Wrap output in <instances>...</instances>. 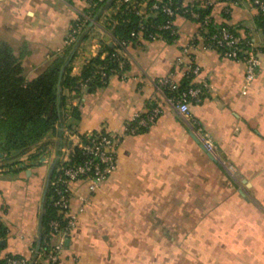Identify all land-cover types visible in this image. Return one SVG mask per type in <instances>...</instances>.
I'll list each match as a JSON object with an SVG mask.
<instances>
[{
	"label": "crops",
	"instance_id": "crops-1",
	"mask_svg": "<svg viewBox=\"0 0 264 264\" xmlns=\"http://www.w3.org/2000/svg\"><path fill=\"white\" fill-rule=\"evenodd\" d=\"M181 1L206 7L210 0ZM84 7L82 0H0V40L21 58L27 79L63 51L72 21ZM209 7L216 26L229 27L264 50V30L251 0H237L229 14L223 1ZM175 23L174 41L142 39L128 46L126 79L111 76L106 85L71 102L81 118L75 131L66 133L64 148L72 137L89 132L120 133L130 117L153 106L162 112L147 131L122 138L117 171L97 191L89 193L84 182L72 184V208L84 209L60 264H264V51L246 90L242 61L216 50L191 53L200 68L192 84L205 85L190 111L213 137L216 161L156 87L165 77L182 81L184 67L176 60L198 29L196 21L181 15ZM95 29L101 38L89 47L80 44L74 75L98 53L95 44H113L110 31L102 25ZM45 140L55 146L56 135ZM51 161L0 156L2 257L33 258Z\"/></svg>",
	"mask_w": 264,
	"mask_h": 264
},
{
	"label": "built area",
	"instance_id": "built-area-1",
	"mask_svg": "<svg viewBox=\"0 0 264 264\" xmlns=\"http://www.w3.org/2000/svg\"><path fill=\"white\" fill-rule=\"evenodd\" d=\"M82 1L85 3V7L94 9L98 3L105 0ZM215 1H223L226 4L224 11L226 14H229L230 6L237 0H210L208 5L210 6ZM251 1L256 6L258 13L264 16V0ZM123 2L133 3V0H123ZM132 9L141 17L138 23L139 30L136 34L140 40L143 39L145 32V24L142 20L149 18L154 12L159 10H162L169 17V20L153 27L167 31L171 37L178 36L179 31L175 23V17L179 15L177 14L179 8L176 7L172 0H153L151 4H149V0H138L133 3ZM183 15L196 21L198 25V29L191 37L189 43L183 47L182 56L176 60L177 66L184 67L183 77L192 80L200 73V68L192 62V58L190 57L194 50L198 48L216 50L224 57L242 61L245 64L244 89H248L259 73L261 65L259 54L264 50L258 48L251 39H245L228 27H220L210 31V26L213 24L210 14H201L193 8H187L183 10ZM74 21L75 23L69 29L64 41L65 45L75 44L86 25L90 23L98 25L91 13H84L83 9L77 14ZM148 37L149 41L164 39L162 35L153 33H149ZM111 39L114 44L118 45V48L110 56V60L98 66V71L96 72L103 83L114 75L123 79L127 78L124 67L128 64L126 49L130 43L127 41H116L112 36ZM94 47L99 48L98 52H101V59H106L108 52L103 51V48L99 44H95ZM188 56L191 58V61L187 63L184 60ZM111 63H113L112 66L110 65ZM84 85L85 83L80 81V86L83 87ZM204 85L203 83L200 86L188 87L179 97L166 96V101L184 118L190 132L196 137L202 148L214 160L220 161L219 150L213 137L202 128L199 121L192 117L190 111V102L199 99L203 93ZM156 87L165 93L166 88L171 91L175 90L177 84L169 77H165L156 82ZM161 112L160 106H153L147 111L137 112L124 123L122 130L117 134L102 131L89 132L85 134L86 140L84 141L80 137H72L74 139L71 141V146L67 145L64 148L61 160L63 165L58 170L53 182L54 196L52 204L57 209L60 218L50 221V233L46 240L48 248L42 252H38L34 264H60L66 241L76 228L79 215L84 209L83 206L78 211H74L72 208V184L79 181L84 182L89 193L97 191L117 171L118 149L122 138L137 135L143 129L152 127ZM73 147L77 148L78 154L77 151L73 150ZM78 155L80 156V161L76 159ZM39 163L41 162L39 161ZM80 200L82 202L86 201L83 196H80ZM1 241L2 237L0 235ZM31 261L29 262L28 258L22 256H11L7 259L8 264H30Z\"/></svg>",
	"mask_w": 264,
	"mask_h": 264
},
{
	"label": "trees",
	"instance_id": "trees-1",
	"mask_svg": "<svg viewBox=\"0 0 264 264\" xmlns=\"http://www.w3.org/2000/svg\"><path fill=\"white\" fill-rule=\"evenodd\" d=\"M93 1V0H92ZM95 1V0H94ZM138 0H133V3ZM140 1V0H139ZM153 0H149L151 4ZM178 7L177 14L183 15V10L193 8L201 14H209V6L184 5L181 0H172ZM133 3H124L123 0H105L98 3L94 9L84 7L83 12L95 17L106 6L105 11L100 14L97 23L102 25V29L108 30L116 41H127L134 44L140 39L136 36L138 23L141 17L132 9ZM178 15V16H179ZM177 16V17H178ZM176 19V17H175ZM259 25L264 30V16L259 13ZM169 20V17L162 11H156L149 18L143 19L145 32L143 39L149 41L148 34L162 35L166 41H174L178 36L171 37L167 31H162L153 26H158ZM101 22V23H100ZM75 23L72 21L71 26ZM98 25H93L88 33L83 37L81 43L86 41L92 29ZM88 27L84 28V30ZM224 26H210V31ZM229 28V27H228ZM231 29V28H229ZM236 32L235 30L231 29ZM84 32V31H83ZM82 32V33H83ZM81 33V34H82ZM237 33V32H236ZM81 34L78 36H81ZM135 34V35H133ZM245 38V37H244ZM77 39V41H78ZM247 39V38H245ZM76 41V43H77ZM75 44L66 45L60 54L55 55L47 64L46 68L35 78L27 79L24 74L21 58L16 56L12 46L6 40H0V156L8 160L15 159V156L29 153L27 159L39 163L43 155L47 154L50 142L45 141L48 137L60 134L65 141L67 132H74L80 121V111L77 105H72V101L81 98L84 92H92L94 89L106 85L101 82L100 76L96 73L98 66L110 60L117 48V44H102L103 51L108 52L106 59H101V52L91 57L77 74H73V62L78 56L79 48L74 50ZM80 43V44H81ZM70 59V60H69ZM69 60V61H68ZM68 63L66 64V62ZM66 64V65H65ZM111 66L113 63L110 64ZM65 66L63 72L62 69ZM128 64L125 65L126 71ZM80 81L85 85L80 86ZM195 85V84H194ZM192 80L183 77L177 84L175 90L165 89L167 96L179 97L188 87L194 86ZM61 88V91H60ZM194 101V100H192ZM60 126L63 130H58ZM143 129L140 133L147 131ZM81 140H86L85 135L80 136ZM69 145V142H68ZM74 151L79 153L76 147ZM80 161V156L76 158ZM16 164L12 162L11 165ZM63 163L59 161L54 167L51 182L45 200V209L42 222V240L40 252L48 248L46 240L49 235V223L52 219L60 218L57 209L52 204L54 196L55 177ZM0 235L6 237V229L0 221ZM1 241V242H2ZM0 242V264H8L7 259L11 257L1 256L3 247ZM33 246V253L34 254ZM18 257L19 255H12ZM32 257L29 259V262Z\"/></svg>",
	"mask_w": 264,
	"mask_h": 264
},
{
	"label": "water",
	"instance_id": "water-1",
	"mask_svg": "<svg viewBox=\"0 0 264 264\" xmlns=\"http://www.w3.org/2000/svg\"><path fill=\"white\" fill-rule=\"evenodd\" d=\"M105 9H106V6L101 10V12L98 15H96L94 17L95 21L98 20L100 14H102L105 11ZM92 26H93V23H90L88 25V27L84 30V32L79 37V39H78V41H77V43L75 45L74 50L78 49L83 37L88 33V31L90 30V28ZM68 61L66 62V64L68 63ZM64 68H65V66L63 67L62 72H63ZM60 91H61V88H60ZM57 129L61 130V131L63 130V128L60 127V126H58ZM193 137H194L195 141L201 146V144L196 139V137L194 135H193ZM64 145H65V141L61 138L60 134L59 133L56 134L54 155H53V159H52L51 164H50L49 173H48V177H47V180H46V186H45V190H44L43 197H42V203H41V206H40L39 233H38V239H37V243H36V252H35L30 264H34V262H35V260H36V258L38 256V252L40 250L41 240H42V222H43V214H44V209H45L46 195H47V191H48V188H49V185H50V182H51V178H52V173H53L54 167L56 166V164L59 161L62 160V157H63V154H64ZM69 146H71V142H69ZM2 244H4V241H2Z\"/></svg>",
	"mask_w": 264,
	"mask_h": 264
},
{
	"label": "rangeland",
	"instance_id": "rangeland-1",
	"mask_svg": "<svg viewBox=\"0 0 264 264\" xmlns=\"http://www.w3.org/2000/svg\"><path fill=\"white\" fill-rule=\"evenodd\" d=\"M101 35L102 34L101 33H98L95 28L92 29L91 32L89 33L87 39H86L85 44H87V46L89 47L90 46V43L92 42V40L93 39H99V38H101ZM65 140H67V141L69 140L67 138V135L65 136ZM50 143L52 145H50L51 147H49V150H48L46 156L43 155L42 158L40 159L41 164L48 165L50 163V161L53 159V154H54L55 146H54L53 141H51ZM28 156H29V153L27 152V153L20 154L18 156L16 155L15 156V159L16 160H19V159L26 160L28 158Z\"/></svg>",
	"mask_w": 264,
	"mask_h": 264
}]
</instances>
